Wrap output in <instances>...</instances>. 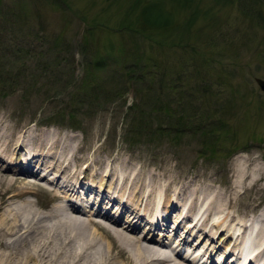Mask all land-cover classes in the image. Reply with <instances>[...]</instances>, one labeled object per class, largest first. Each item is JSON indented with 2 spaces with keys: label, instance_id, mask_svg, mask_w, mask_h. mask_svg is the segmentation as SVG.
<instances>
[{
  "label": "rangeland",
  "instance_id": "rangeland-1",
  "mask_svg": "<svg viewBox=\"0 0 264 264\" xmlns=\"http://www.w3.org/2000/svg\"><path fill=\"white\" fill-rule=\"evenodd\" d=\"M149 15L164 19L163 27L148 24L147 30ZM134 62L148 67L133 71ZM165 67L166 80L160 74ZM257 78L264 79V0H0V136L33 129L40 136L54 135L52 142L62 148V136L72 137L70 145L82 155L75 160L79 171L69 166L60 174L57 163L60 177H77V171L76 183L91 175L86 182L95 179L99 185L103 179L95 164L103 161L114 177L123 175L138 192L141 187L143 204L151 185L149 193L164 194H149L150 199L179 200L173 220L182 218L185 208L204 214L213 208L217 217L225 211L232 219L236 215L234 222L243 217L260 222L264 90ZM88 82L99 86L92 103L83 95L94 87ZM183 114H194L189 127L179 122ZM46 121L52 123L40 124ZM44 157L48 164L56 159L43 156V162ZM6 174L0 172L6 196L20 185L33 186L28 178L8 185L14 175ZM35 180L42 191L15 201L31 199L43 213L59 196L54 186ZM119 185L112 195H124L126 184ZM8 203L0 205V214ZM90 227L103 238H97L103 249L110 241L113 253L122 249L114 232ZM202 236L212 249L224 241L219 228L212 238Z\"/></svg>",
  "mask_w": 264,
  "mask_h": 264
},
{
  "label": "bare ground",
  "instance_id": "bare-ground-1",
  "mask_svg": "<svg viewBox=\"0 0 264 264\" xmlns=\"http://www.w3.org/2000/svg\"><path fill=\"white\" fill-rule=\"evenodd\" d=\"M3 124L4 120L3 118H0V127ZM1 131L2 130L0 129V132ZM53 136L47 134L45 137L44 135L40 136L39 134H36L33 129H30L29 132L25 134H21L18 131L17 133H6L5 135L0 136V172L3 171L4 175L6 172L14 175L12 178L6 176L10 179L8 185L16 183L18 178L20 180L28 178V182H26L33 185L31 187L20 185L21 187L18 188V192L9 194L8 196L0 190V199H2L4 203L9 202L5 205V207H7L6 209H4V206L2 207L3 210L0 214V264H14L15 262L17 264H185L182 261L175 260L174 257H181L182 251H179L180 254L177 255L173 254L171 249H161L159 244L161 238L155 237L157 230L161 229V235L166 234L174 239V241L177 239V243L179 242L178 244L183 247L184 243H187L185 242V239L192 237L195 229L197 237L200 234H208L212 238L215 228H219V231L223 230L222 233L229 228L230 225L228 224V218L230 215L226 214L223 218V215L220 213V216L218 215L217 217L216 214L211 212V210H213L212 208L210 210L211 219L209 212L208 216L201 219L202 221L196 219L194 225H191V223L186 225L188 231L185 238L180 235L177 236V233H179L180 230L179 221L184 218H177L175 225H173L170 215L172 214L175 202H178L179 200H164L162 206H160L161 202L158 203L154 201L153 198L150 199L151 195L149 194L154 196L157 195L154 194V192L149 193L152 189L151 185L146 190L145 197L147 199L143 204L142 198L144 192L140 190L141 187L138 192L137 187L135 190L130 187L131 185H129V181L124 180L123 175H119L118 178L114 177V169L109 167V165H106L103 161H100V166L98 167L97 164H95V173H97V175L100 174V177L103 179L98 182L99 185H97L95 179L91 180L92 183L89 187H85V183H76V178L80 176L77 171L74 172H76L78 176L71 177L72 180L69 177H60L58 175L59 169L54 167V165L57 163L62 165L60 174L65 171L69 172L71 170L69 166H76L75 169L78 170L76 165L77 162L75 160L81 158L82 155L77 156V152L79 151L78 147L70 145V142H73L69 141L73 140L72 137L68 140L66 139L67 135L62 136V140H66V142L62 144V146L65 145V147L62 148L59 143L56 144L57 141L52 142ZM45 143H47L46 153L42 154L40 151L43 150L42 148ZM14 145L22 149L17 150V147ZM13 147L16 148L13 149ZM52 154H55L56 159L49 160L48 162L51 164L47 163L45 157V161H42L43 156H50ZM73 154L74 157L72 159ZM94 161H97V159L95 158L93 162ZM24 164L30 167L28 172L23 171L26 170L23 167ZM34 164H40L49 170L46 171L47 178L46 176H43L42 180H46L51 186H54L52 189L55 191V195L59 196L53 206L51 205L50 210L43 213L36 209V204L31 199L15 201L17 197H22L24 193L30 194L36 193L37 190L40 192L42 191V189L37 186L35 180L36 172L32 169ZM82 169L84 170V168ZM91 177V175L87 178L85 176L86 180ZM106 178L112 179V185H109L108 181L105 180ZM150 181H152V179L148 178V182ZM3 182V180H0V184H3ZM60 183L62 185L59 186ZM121 183L126 184L123 189V196H119V194L111 196V194L107 193L115 189V193H119V187L122 188V186L119 185ZM116 185H118V187ZM46 186L47 188H50L48 185ZM81 189L84 190L81 191ZM77 194H82L79 196H82V200L88 203V207L85 206V211L91 212V214L93 212L104 213V216L121 223H123L124 216H127L125 226L128 227V230L131 233L124 234L118 230V228L113 229L116 227L109 223H104L105 225L97 224L94 222L95 218L92 219L91 215H87L85 220H81L80 218L83 216L81 213L82 209L74 202L75 198L79 197ZM191 195L192 193L190 196ZM190 196L189 198H193ZM131 198L135 199L137 203L129 202V199ZM3 202H1V204ZM96 205L98 206L97 209ZM103 208L105 210H103ZM113 208H115V210L111 211ZM115 214L119 217L115 218ZM212 215L215 217L216 223L211 222V225L210 220H212ZM149 217H151V219ZM260 217L262 218L254 235L250 239V250L244 254L243 264H247L249 260L251 261L248 264H252V260L258 261L257 257L264 258V214ZM155 220L158 221L153 225L151 221L153 222ZM250 220L251 219H249V221ZM246 221L247 220L246 218L244 219V217L238 219L233 224L234 228H230V231L235 233L234 237L236 238L235 243H233L231 247V252L235 250L237 251V255L226 252L228 255L227 259L232 258L233 264L238 263L243 256L246 239L243 228H245L244 224ZM249 224H251V221ZM92 225L96 226L100 231H103L101 230L102 226L106 228L108 232H114L113 234L117 237L110 236L117 240V243L122 249L113 253L112 251L115 247L112 246V241L107 242L108 247L103 249L101 244L97 243V238H100L102 241L103 238L99 236L97 230L91 229L90 226ZM225 227L226 229H224ZM235 227H241L240 231H236ZM139 229H141V232L149 234L150 240L152 242L154 241L158 246H154V244L149 241L148 243H142L137 240L132 233H135L134 230ZM211 231H213V233H211ZM104 233L106 236H109L105 231ZM221 241L222 244H224L223 239ZM75 242L77 245L74 244ZM203 243L204 239H200V245ZM231 244L232 243L227 247L230 248ZM174 247L178 249L176 245ZM223 247L226 248V246ZM203 249L205 251L203 252V255H200V257L198 256L199 260H203L204 257L207 260H210L215 250H210L209 252L208 248L204 247ZM121 254H124L125 256L124 262L121 259ZM118 257L120 260L116 261ZM187 257L188 256L186 255L185 258ZM188 260L192 261H190L191 264L198 261L195 257L189 258ZM240 263L241 262H239V264Z\"/></svg>",
  "mask_w": 264,
  "mask_h": 264
},
{
  "label": "trees",
  "instance_id": "trees-1",
  "mask_svg": "<svg viewBox=\"0 0 264 264\" xmlns=\"http://www.w3.org/2000/svg\"><path fill=\"white\" fill-rule=\"evenodd\" d=\"M149 18H146L147 20H145V24H144V27L147 29V26H148V24L150 25V24H152L153 26V28H155L156 26L158 27V28H160V27H163V25H161V23L162 22H164L165 20L164 19H160L159 17H156L155 15H149L148 16ZM160 21H162V22H160ZM158 22H160V23H158ZM167 22H169V21H167ZM158 23V24H157ZM149 27V26H148ZM150 28V27H149ZM147 30H149V29H147ZM169 45V44H168ZM98 62H101V60H98ZM163 63V62H162ZM132 65V64H131ZM131 65L129 66V67H131ZM160 66L162 67V64H160ZM144 67V70L147 68V65L146 66H142L141 68H143ZM140 68V70H143V69H141ZM133 71H137L136 69L135 70H133ZM133 73V72H132ZM161 77H163L165 80L166 79H168V73H167V68L165 67V68H163L162 69V71H161ZM143 77V73H141L140 74V76H139V78H142ZM144 78V80L146 79L145 77H143ZM86 86H88V85H90L89 84V82L88 83H86L85 84ZM164 86V82L162 83V87ZM88 90H85L84 92L86 93V95L88 96V101L89 102H93L94 101V94H95V91L97 90H99V86H95L94 85V87H92V88H90L89 89V87L87 88ZM99 95H100V93H99ZM193 115L194 114H188V116L187 115H181L182 117L181 118H179L178 117V119H179V122H182V123H184L186 126H190L191 125V123H192V120H193ZM189 116H190V118H189ZM182 132H184V130L183 131H179V133H182Z\"/></svg>",
  "mask_w": 264,
  "mask_h": 264
},
{
  "label": "water",
  "instance_id": "water-1",
  "mask_svg": "<svg viewBox=\"0 0 264 264\" xmlns=\"http://www.w3.org/2000/svg\"><path fill=\"white\" fill-rule=\"evenodd\" d=\"M257 83L260 85L261 89L264 90V79L263 78H257Z\"/></svg>",
  "mask_w": 264,
  "mask_h": 264
}]
</instances>
